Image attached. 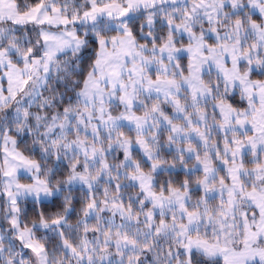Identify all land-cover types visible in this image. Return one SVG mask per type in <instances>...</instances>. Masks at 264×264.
<instances>
[{
  "label": "snow or ice",
  "instance_id": "snow-or-ice-1",
  "mask_svg": "<svg viewBox=\"0 0 264 264\" xmlns=\"http://www.w3.org/2000/svg\"><path fill=\"white\" fill-rule=\"evenodd\" d=\"M0 264H264V0H0Z\"/></svg>",
  "mask_w": 264,
  "mask_h": 264
}]
</instances>
